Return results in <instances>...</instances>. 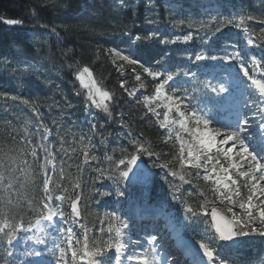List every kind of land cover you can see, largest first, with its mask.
I'll return each instance as SVG.
<instances>
[{"label":"snow or ice","instance_id":"obj_1","mask_svg":"<svg viewBox=\"0 0 264 264\" xmlns=\"http://www.w3.org/2000/svg\"><path fill=\"white\" fill-rule=\"evenodd\" d=\"M215 11L216 14L212 15L206 9L208 19L196 26L197 34L204 32L200 39L207 45V51L194 54V60L198 67L201 66L199 62H203L204 66H208L209 62L218 67L235 65L237 72L233 75L231 71H226L221 79L213 74L199 87L193 85L192 92L188 91L187 82L199 80L197 72L173 68L167 60L162 62L155 57H142L141 45L154 40L155 31H149L144 36L129 34L125 47L106 49L118 69H123L125 65L131 66L133 72L137 66L142 69L143 75L135 74L136 86L131 90L126 87V81L120 82V87L129 97L136 96L140 88L147 86L144 75L151 78V94L137 97L136 102L143 105L146 110L144 115L154 117L156 125L163 130L161 142L175 149L172 155L164 153L169 159L161 162V154L151 141L141 139L143 133H140L130 139V149L120 147V156L106 154L104 159L109 165L104 168L99 166L100 157L90 151L89 137L81 135L78 139L74 137L72 141H66L61 136L57 147L49 140L51 129L42 121L35 126V131L25 125L23 136L17 141L20 146L5 151L0 157V193H3L0 195V241L5 245L3 264H175L167 258L163 243H158V233L146 235L147 246L139 239L132 240L126 232L130 229V222L115 211H106L102 216L99 212L95 213L101 224L98 236L91 234L85 222V214H91L88 200L97 194L101 197L112 195L96 188L97 181L109 179L117 184H134L146 179L151 167L167 170L164 182L172 187L173 200L185 205L186 213L193 216L199 214L183 200L175 180L182 184L196 182L197 194L205 200L201 208L207 204L223 206L212 207L208 227L214 235L195 240L199 252L191 244L187 245L193 257L192 264H236L230 258L232 247L218 246L214 241L239 248L245 242L243 238L258 237L264 244V64L251 59L252 68L260 69V78H257L255 71L249 70L248 53L238 48L229 33L224 31L238 28L247 35L248 45L256 44V39H259L260 44L256 46L264 47V29L254 37L247 27V22L254 17L243 11L229 14H223L219 9ZM4 22L10 25L23 23L18 19ZM178 23L183 25L185 21ZM192 26L189 22V27ZM192 38L189 33L183 41L186 43ZM160 42L174 44L177 41ZM153 59H156L158 67L152 64ZM240 73L247 83L240 80ZM75 75L81 86L88 90L86 100L111 118L110 104L115 93L105 89L87 66L78 69ZM231 84H235V88ZM240 85H243L242 89ZM236 90L246 97L242 107L223 119H217L213 109L201 106V98L213 93L219 105L218 112ZM246 109H255L261 114L258 125ZM32 110L39 118L38 109L33 107ZM120 124L131 128L130 122L122 119ZM13 140L16 141L15 136ZM101 142L104 143L103 140ZM66 143L68 147H65ZM69 152L82 154L81 164H70L59 155ZM143 157H147L151 164L143 161ZM90 161L96 162L97 166L92 171L97 175L91 181L86 199L81 175L83 165H89ZM138 162H143L145 167L142 169ZM72 168L76 171H69ZM168 176L173 181H169ZM199 181H203V186ZM116 195L123 196L124 192L118 191ZM25 206L26 211H22ZM28 213L32 215L26 223ZM203 214L209 215L207 211ZM105 221L106 227L103 226ZM77 226L81 230L79 233ZM29 241L35 246L27 247ZM18 243L25 245L19 259L15 252ZM41 245L43 247H36ZM137 248L142 250L137 251ZM49 256L52 259H48ZM9 257L12 259L9 260Z\"/></svg>","mask_w":264,"mask_h":264},{"label":"trees","instance_id":"obj_2","mask_svg":"<svg viewBox=\"0 0 264 264\" xmlns=\"http://www.w3.org/2000/svg\"><path fill=\"white\" fill-rule=\"evenodd\" d=\"M228 2L235 12L243 11L254 17L247 22V27L255 34L264 29V23H261L264 20V0ZM177 4L181 7L176 8ZM198 6L199 3L194 0H0V157L5 151L20 146L17 141L23 136L25 125L35 131V126L42 121L51 129L49 140L57 147L61 136L66 141H72L74 137L78 139L90 133V151L100 157V167L107 168L109 165L104 159L106 154L120 156V147L130 149V139L140 133H143L141 139L151 141L161 154V162L169 159L164 153L172 155L175 149L161 142V130L154 118L150 114L144 115L146 110L143 105L132 100L120 87L121 81H126L127 88L136 83L132 67L127 65L118 69L106 49L125 47L129 34L144 36L149 31H155L156 38L141 45L142 57H155L162 62L167 60L169 66L178 67L181 71L192 70L196 64L194 54L207 51V45L200 39L204 32L197 34L196 26L200 21L207 20L208 16L200 12ZM221 13L227 14V11ZM7 19H18L23 23L9 26L4 23ZM181 20L185 21L183 25L178 23ZM189 22L192 27H189ZM224 31L230 35L232 29ZM189 33L193 38L185 46L178 42H160L182 38ZM30 36H33V42L29 40ZM258 48L264 59V48ZM189 56L191 60L187 59ZM156 59L152 60V64L158 67ZM25 61L31 62V65L24 66ZM84 66L91 69L95 79L105 89L115 93L110 104L113 113L111 118L86 100L88 90L81 86L75 75ZM135 70L142 72L139 68ZM25 100L29 103L25 104ZM33 107L38 109L39 118L33 112ZM86 107L91 109V116L86 114ZM121 119L130 122L131 128L122 127ZM65 147H68L67 143ZM59 155L70 164H81L83 160L80 153ZM143 158L150 161L147 157ZM95 166V161L83 165L81 183L86 199L89 197L91 181L97 175L92 171ZM69 171L75 172L76 169ZM169 178L173 180L171 176ZM107 180L97 181L95 187L103 192L108 185ZM174 182L180 186L182 198L188 205L195 210L201 208L205 200L197 194L196 188L191 189L194 182ZM112 184L116 187V195L119 188L116 183ZM190 189L191 196L186 192ZM36 195L39 196L38 191ZM113 201L114 198L98 194L88 200L91 214H85L87 226L96 227L98 219L95 213L101 214L102 206H112ZM22 211H26V206ZM31 215L28 213L25 216L26 223ZM79 230L76 227V231ZM193 231L198 234L197 230ZM243 239L244 244L232 249L230 258L236 264H264L261 238ZM4 247L0 241V264H3Z\"/></svg>","mask_w":264,"mask_h":264},{"label":"rangeland","instance_id":"obj_3","mask_svg":"<svg viewBox=\"0 0 264 264\" xmlns=\"http://www.w3.org/2000/svg\"><path fill=\"white\" fill-rule=\"evenodd\" d=\"M194 1L199 3L198 7H199L200 11L207 16H208V14L206 12V9L210 10L212 14L216 13V11H215L216 9H219V11H221L222 9H227L228 14L234 12L230 6H225L224 8H222L219 5L222 0H194ZM192 4H195V3H192ZM175 7L180 8L181 5L177 4V5H175ZM8 25L14 26V25H10V24H8ZM15 25H17V24H15ZM232 31L234 32L232 34V40L237 43L238 48L244 49L248 53L247 59L249 61L248 66H249L250 72L255 71L257 78H260V69H254V68H252V66L250 64V61L252 58H255L261 64H264V59L262 58L263 57L262 53L259 50V48L256 46V45L260 44V40L256 39V44L248 45L247 44V35L243 31H241L238 28H232ZM249 32L254 37H256L258 35V34H255V32L252 31L250 28H249ZM29 40L31 42H33L34 41L33 36L32 37L30 36ZM178 42L182 45H186V44H188L189 41L185 43L183 41V38H182V39L178 40ZM262 48H264V47H262ZM252 51L256 55H253ZM111 60H112V58H111ZM195 63H196V65H195L196 68L194 67V69L192 71H195L199 74V80L192 79L191 81L187 82V88H188L189 92H192V90H193L192 86L193 85H196L199 87L205 79L211 78V76L213 74H215L217 79H221L226 74V71H231L233 73V75H235L237 72V68L235 65H231V66L230 65H223V67H218V66H213L212 62H209L208 66H204L203 62H199L201 66L198 67L197 62H195ZM28 65H31V63L28 61H25L24 66L27 67ZM125 66H127V65H125ZM136 68H139V67L137 66ZM139 69H141V68H139ZM136 73H139V72H137V70H135V72H133L134 77H135ZM141 74L143 75V73H141ZM239 75H240V80L245 81V83H247L246 78L243 77V74L240 73ZM133 80L135 81V78H133ZM144 82L147 86L145 88H140L136 92V96L130 97L132 100L136 101L137 97L142 98L143 95H150L151 94V92H152L151 78L144 75ZM221 82H223V81L221 80ZM134 86H136V83L133 86L128 87V89L131 90V88ZM230 86L235 88V84H231ZM240 88L242 89L243 85H240ZM245 98L246 97L241 95L240 90L234 91L233 96L223 103L222 108L218 112H217V107H219V105H217V99L215 98V94L209 93L207 96L202 97L200 103H201V106L206 107V109H208V108L213 109V113L216 114L217 119H223L224 117L228 116L231 112H234V111L238 110L239 108H241L243 100ZM253 98L255 99L256 97H253ZM85 111H86L87 115L91 116V109L89 107H86ZM248 112H249V116L252 120H254L253 118L255 117L254 121L258 125L260 123L261 114L258 112H255V109L248 110ZM253 113H255V114L253 115ZM162 131L163 130H161V133H162ZM84 136L90 138L91 135H90V133H88V134L85 133ZM253 146L255 147V145H253ZM147 163L151 164V161H147ZM153 168L157 169L158 167H153ZM166 174H167V171L161 168V174L157 176V178L153 184V187H152V189H154V191L152 192L151 189H150L151 190L150 191V190L140 188V187L136 188L135 192L134 191L130 192L131 195H133V196H135L137 194L136 199L133 198L134 200H132L130 198L128 202H126V200L129 197L124 199L125 198L124 196L118 197L117 195L114 194L116 187L112 183H115V182H113L112 180H107L108 185L105 186L106 189L104 191L107 190L108 192L112 193V195L109 196V198H114V207L112 209L107 208L106 210H103V212L101 213V216L106 211H115L118 215H121L126 220H128L130 222V229L126 230V232H127V236L131 237L132 240H135L134 236L135 235L139 236V233L138 234L135 233V231H137V229L133 226V223L131 222V220H134L135 218L140 220L142 215L156 216V217H158V219H161L164 223H166L165 224L166 230H163V232L167 231L166 233H167V235H170L171 241L174 242L175 245L177 247H179L182 252H184L183 253L184 257L188 256L190 258V260L192 261L193 257L189 252V249L187 247V243L185 242V240L195 241L196 239H200V238H202L201 237L202 233H200L199 238L191 237V228L196 227V225H197L196 220L193 223L192 215L189 213H186L184 210L181 211L179 206H178V202H175L173 200V198H172L173 189L169 184H166L164 182V177L166 176ZM167 178L169 181H173V180H170L169 176ZM195 183L196 182H194V184ZM199 183L201 186H203V181H199ZM194 184H192L190 186L191 189L196 188L194 186ZM116 186L119 188V191L124 192L126 190L125 186L121 185V183L120 184L116 183ZM191 189L186 191L187 194L192 193ZM125 194L128 195L127 191ZM64 207L66 208L67 205H65ZM217 207L221 208L223 206L217 205ZM205 211H207V210L201 209V211H199V214L197 216H198V222H200L202 219V224H206V226H207V225H209V219L207 216H205L203 214ZM103 226L104 227L107 226L106 221L104 222ZM100 227H101V224L99 221H98V224L96 227H94V226L89 227L91 234L97 235V236L100 235V233H99ZM210 234H211V231L208 229L203 231L204 238L209 237ZM28 235H31V233H29ZM145 237L146 236H144L141 239V243L144 245L146 243ZM166 238H167L166 235L164 236V234H163V236H161V233H159L158 243H164ZM216 244H218V241L216 242ZM33 246H35V245H33L31 243V241H29L27 247H33ZM24 247H25V245H23L22 243H18L16 245L15 252H16V256L18 259L20 258V253ZM36 247H43V246L41 245V246H36ZM136 250L141 251L142 249L137 248ZM112 251L114 252V250H112ZM111 254H112V252L109 253V255H111ZM47 258L52 259L50 256ZM11 259L12 258L9 257V260H11Z\"/></svg>","mask_w":264,"mask_h":264},{"label":"water","instance_id":"obj_4","mask_svg":"<svg viewBox=\"0 0 264 264\" xmlns=\"http://www.w3.org/2000/svg\"><path fill=\"white\" fill-rule=\"evenodd\" d=\"M138 163L140 164V167L142 169L145 167V164L143 162H138ZM148 172L150 173V175L146 179H142L141 181L134 183V184L129 183V182H126V183L130 186H140L143 188H148L153 184L154 179L156 177V172L152 167L148 169ZM210 213H211V210H209V216H210ZM210 219H211V216H210ZM226 244L230 247H233V246L229 245L228 243H226ZM192 245L199 251L198 245H196L195 243H192ZM200 254L202 255V253H200Z\"/></svg>","mask_w":264,"mask_h":264}]
</instances>
